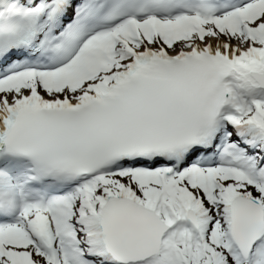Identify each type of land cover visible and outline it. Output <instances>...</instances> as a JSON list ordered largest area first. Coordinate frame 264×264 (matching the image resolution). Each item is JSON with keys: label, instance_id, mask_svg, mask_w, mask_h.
<instances>
[{"label": "snow or ice", "instance_id": "obj_1", "mask_svg": "<svg viewBox=\"0 0 264 264\" xmlns=\"http://www.w3.org/2000/svg\"><path fill=\"white\" fill-rule=\"evenodd\" d=\"M0 264H264V0H0Z\"/></svg>", "mask_w": 264, "mask_h": 264}]
</instances>
